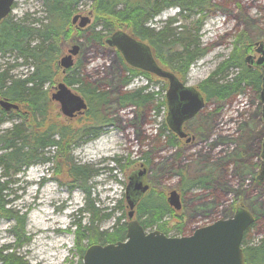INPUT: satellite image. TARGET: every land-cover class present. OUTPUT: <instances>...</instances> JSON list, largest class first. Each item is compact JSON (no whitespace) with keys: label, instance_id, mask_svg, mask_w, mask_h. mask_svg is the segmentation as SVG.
Listing matches in <instances>:
<instances>
[{"label":"rangeland","instance_id":"obj_1","mask_svg":"<svg viewBox=\"0 0 264 264\" xmlns=\"http://www.w3.org/2000/svg\"><path fill=\"white\" fill-rule=\"evenodd\" d=\"M253 1L256 0H210L201 12L204 16L199 31L192 33L204 53L189 67L184 78L188 85H198L214 75L212 73L233 42L235 14L240 6L247 11ZM258 2L259 7H264V0ZM90 5V0H80L76 13L86 15ZM177 10L176 5L163 9L149 20L148 26L159 28ZM22 17L26 22L38 20L36 26L43 22L42 0H15L8 18L14 21ZM199 17V13H195L180 23L189 26L192 19ZM248 26L254 28L251 23ZM184 28L177 30L183 32ZM100 29V20L96 21L91 15L90 23L84 28L72 24L68 36L60 44L58 61L72 44L78 45L74 63L79 62V66L68 70L70 67L65 73L59 66L57 76L44 85L49 97L47 124L69 126L78 138L67 149L69 159L59 156L55 146L48 147L44 153L39 149L41 154L38 156H49L48 163L35 160L10 177L12 181L7 190L10 201L6 207L13 214H26L25 238L17 240L12 231L14 220L0 215V247L10 245L28 264H82V250L89 245L86 239L76 241V231L89 225L91 213L87 202L100 211L97 216L100 220L95 221L100 230L110 231L116 224L126 228L128 208L124 191L128 175L138 169L140 163H146V154L145 182L149 184V191L154 189L162 194L164 201L172 189H178L180 196L181 209H173L174 214L162 218L166 235H189L195 228L214 220L233 218L236 208L241 207L253 217L242 233L241 248L257 244L264 237V203L258 193L264 188V120L259 92H236L222 99L206 101L200 112L186 123L187 129L195 134V146L181 147L177 153L174 151L175 139L165 123L167 82L151 76L152 81L146 83L145 77L137 75L128 84H123L122 80L127 76L126 64L120 60L118 52L89 39ZM5 69L14 78H22L30 75L33 66L16 57L14 52L0 53V71ZM223 72L218 71L215 78L227 80L234 70ZM72 76L79 81L68 85L64 79ZM62 80L78 94L80 80L108 92V102L101 112L110 121L97 135L87 134L82 128L87 121L85 113L68 118L61 113L59 103L50 99L53 86ZM141 87L145 88L144 93L153 94L141 108L119 104L122 95ZM228 105L232 110L226 128L222 116ZM19 122V115L8 113L0 129ZM92 129L96 131L98 127ZM252 144L253 151L250 149ZM72 163L83 165L86 175L72 177L69 173ZM183 178L192 181L204 178V185L180 191ZM82 184L89 187L88 198ZM224 207L227 215L223 213ZM133 217L138 221L145 219V215L138 217L136 210ZM155 229L157 225L152 224L146 231Z\"/></svg>","mask_w":264,"mask_h":264},{"label":"trees","instance_id":"obj_2","mask_svg":"<svg viewBox=\"0 0 264 264\" xmlns=\"http://www.w3.org/2000/svg\"><path fill=\"white\" fill-rule=\"evenodd\" d=\"M79 1L42 0L44 21L38 26H36L38 20L26 22L25 17L13 21L7 15L0 21V53L4 55L14 52L16 57L29 61V64L33 66L30 75L22 78H14L8 74L6 69L0 71V98H6L18 106L16 110L9 112L0 107V124L8 113H15L20 118V122L13 124L10 128L0 129V215L14 220L12 231L17 240L25 238L26 214H13L6 207L10 201L7 199L8 185L12 181L10 177L23 171L35 160L48 161L49 156H38L41 154L38 152L39 149L44 153L48 147L55 146L59 156L69 159L67 149L78 138V134L76 135L74 129L69 126L47 124L49 97L44 85L52 82L58 74L60 44L63 38L68 36L72 27L71 18L79 11L77 9ZM90 2L89 11L96 21L100 20L101 29L94 35H90L89 39L100 45H105L104 39L111 32L123 27L135 38L149 44L158 64L172 71L182 80H184L191 64L204 53L203 48L199 51L196 47L191 46L189 41L185 42L177 28L185 27L184 29H187L188 32L197 33L204 16V13L201 12L206 9L210 0H90ZM173 5L179 7L178 15L168 17L157 29L148 26L149 20L154 15ZM195 13H199L201 17L192 19L189 26L180 23L188 20ZM175 23L176 25L172 26ZM119 58L125 63L120 54ZM233 63L232 60L220 63L212 73L214 75L197 85L196 88L203 95L205 101H209L211 98L222 99L236 93L239 84L234 81L235 77L229 80L215 78L218 71L221 72L227 68L229 70ZM78 66L79 62H75L68 70H75ZM124 68L127 76L124 77L122 83L125 85L137 75L147 78L148 81L152 79V75L149 73L129 67L127 64L124 65ZM71 72L74 73V71ZM251 79L256 82L254 77ZM64 80L68 85L79 81L74 76L65 77ZM143 89L145 88L141 87L131 94L122 95L118 100L119 104L122 106L130 104L141 108L143 103L148 102L153 96L152 93H144ZM77 90L87 102V109L83 112L87 116V121L82 128L87 131V134L95 136L110 121L101 112L103 105L108 102L109 94L91 87L90 84H85L81 80ZM162 104L164 105V102ZM95 127H98V130L92 129ZM54 136H57V139ZM63 143L65 144L63 145ZM144 159L147 163V158L144 157ZM69 173L72 177L79 174L85 176L86 170L83 165L72 163ZM203 185L204 178L195 181L183 178L179 190L183 191L190 187ZM81 187L88 198L89 187L85 184H82ZM87 207L91 213V219L89 225H85L83 230L76 231L77 242L86 239L88 245L105 244L124 238L126 230L124 225L116 224L110 231L100 230L95 224V221L100 220L97 217L99 209L88 202ZM135 210L138 211V217L145 215V219L139 221L144 229L156 224V230L164 234H167V230L163 228L165 222L162 221V218L166 214L175 213L166 199L164 201V196L156 193L154 189L148 190L139 199ZM242 250L244 264H264V237L257 244L247 246ZM0 264L28 263L14 248L8 245L0 247Z\"/></svg>","mask_w":264,"mask_h":264},{"label":"water","instance_id":"obj_3","mask_svg":"<svg viewBox=\"0 0 264 264\" xmlns=\"http://www.w3.org/2000/svg\"><path fill=\"white\" fill-rule=\"evenodd\" d=\"M14 1L0 0V21L10 13ZM90 15L91 12L87 15L74 14L71 22L84 28L90 22ZM104 42L119 51L130 67L167 81L166 124L178 136H184L180 128L182 122L205 105L200 91L195 86L184 84L175 73L160 66L149 44L136 39L130 32L115 30ZM78 49V45L72 44L61 55L58 64L62 72L73 65V57L77 55ZM261 84L259 97L263 102L264 120V78ZM50 98L59 103L61 113L68 118L83 113L87 108L85 99L63 81L54 86ZM0 107L7 112L18 108L17 104L6 98H0ZM145 174L146 166L141 163L140 168L128 175L129 181L125 188L128 208L125 238L89 245L83 253L82 264H244L241 240L244 229L253 221L250 212L237 207L233 218L214 220L195 228L189 235L168 236L159 230L146 231L133 218L137 202L149 187L145 182ZM166 201L173 209H181L180 196L176 189L168 192Z\"/></svg>","mask_w":264,"mask_h":264},{"label":"flooded vegetation","instance_id":"obj_4","mask_svg":"<svg viewBox=\"0 0 264 264\" xmlns=\"http://www.w3.org/2000/svg\"><path fill=\"white\" fill-rule=\"evenodd\" d=\"M257 2L258 0L253 1V4L251 6H247L246 9L247 11H243L242 6H240L241 9H239L235 14L236 27L233 26L234 27L233 42L230 45L231 47L228 49V52L224 55V58L220 61V63L227 62L230 60L234 62L233 65L235 66V71L233 73V76L235 75L248 82L253 77L256 79V82L250 83L246 85V87L242 89L240 88L239 91H237L238 93H242V94H244L248 90H250L252 93L260 92V88L262 85L261 82L264 78V7H259ZM250 23L254 26L253 28L254 30L252 29V27L248 26ZM232 68L233 66L229 67V69ZM182 81L186 83L185 80ZM192 86L197 87V85H192ZM200 110L195 115H197L200 112ZM154 111L155 114L157 115L158 113L157 108ZM195 115L182 122L180 127L181 132L184 133V136L182 137L178 136L167 126L170 132L172 133V136L175 139V144H176L174 148L175 152L179 153L181 151V147L187 146L191 148L195 146L196 144L195 134L191 132V130L189 131L186 127V123L190 119H192ZM166 116H167V111H166ZM166 116H165V123H166ZM146 173H147V168H146ZM146 183L148 182L146 181Z\"/></svg>","mask_w":264,"mask_h":264},{"label":"bare ground","instance_id":"obj_5","mask_svg":"<svg viewBox=\"0 0 264 264\" xmlns=\"http://www.w3.org/2000/svg\"><path fill=\"white\" fill-rule=\"evenodd\" d=\"M180 32H181V30H180ZM180 35L182 36V37H184V41L186 42V41H189V44L191 45V46H194V47H196L199 51H201V49H202V47H200V45H199V42H198V40H197V38L196 37H194V36H192V33L191 32H188L187 31V29H185L183 32H181L180 33ZM234 71H235V66L233 65V68H232ZM224 72H226V73H228V68L227 69H225V70H223ZM223 72V73H224ZM230 75V74H229ZM227 77V76H226ZM236 78L234 81L235 82H237L239 85H238V88H237V91H239V89L241 88H244V87H246V85H248V84H250V83H253V80L252 79H250V81L248 82V81H246V80H244V79H242V78H240V77H237V76H231L230 78ZM229 78V79H230ZM229 79H227V80H229ZM236 91V92H237ZM260 91H261V88H260ZM235 93V92H234ZM259 95H260V92H259ZM231 110H232V107H231V105H228V106H225L224 107V112H223V116H222V123H223V125L226 127V128H228L229 127V122H230V120H231V116H230V112H231ZM254 138H255V136H254ZM253 148H254V145L252 144V145H250V149L253 151ZM263 149H264V146H263ZM147 156H148V154H146V158H147ZM148 159V158H147ZM124 193H125V191H124ZM258 193H259V196H261L262 197V199L260 200L262 203H264V188H260L259 190H258ZM223 213H224V215H227V210H226V207H224V209H223ZM263 213H264V210H263ZM46 216H47V214H46Z\"/></svg>","mask_w":264,"mask_h":264}]
</instances>
